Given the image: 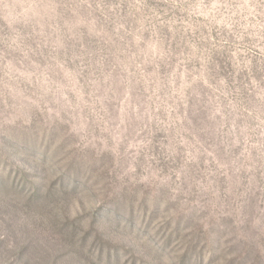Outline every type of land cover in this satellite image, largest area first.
Wrapping results in <instances>:
<instances>
[{
	"label": "rangeland",
	"instance_id": "1",
	"mask_svg": "<svg viewBox=\"0 0 264 264\" xmlns=\"http://www.w3.org/2000/svg\"><path fill=\"white\" fill-rule=\"evenodd\" d=\"M0 264H264V0H0Z\"/></svg>",
	"mask_w": 264,
	"mask_h": 264
}]
</instances>
